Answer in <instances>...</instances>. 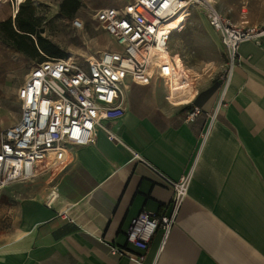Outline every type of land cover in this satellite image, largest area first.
I'll return each instance as SVG.
<instances>
[{
    "label": "crops",
    "instance_id": "obj_1",
    "mask_svg": "<svg viewBox=\"0 0 264 264\" xmlns=\"http://www.w3.org/2000/svg\"><path fill=\"white\" fill-rule=\"evenodd\" d=\"M15 1L0 0V20L15 15ZM243 1L229 0V13L215 5L236 23L261 24L264 1L253 21L243 18ZM239 53L228 81L221 63L214 85L197 78L183 99L185 90L172 87L170 101L156 78L132 83L125 113L106 122L117 139L98 128L95 142L70 146L65 163L41 164L36 176L0 188V264H264V36L242 42ZM19 54L0 38V141L21 114L24 82L7 80ZM177 105L202 112L189 121ZM183 175L189 187L175 222L167 233L156 230L144 259L112 253V244L126 245L133 216L172 211L167 178ZM53 188L58 196L49 204Z\"/></svg>",
    "mask_w": 264,
    "mask_h": 264
},
{
    "label": "built area",
    "instance_id": "obj_2",
    "mask_svg": "<svg viewBox=\"0 0 264 264\" xmlns=\"http://www.w3.org/2000/svg\"><path fill=\"white\" fill-rule=\"evenodd\" d=\"M191 6L205 13L220 36L227 64L223 80L228 81L241 61L240 44L264 36V22L236 23L211 0H124L99 8L93 16L96 28L112 37L118 48L104 49L84 62L71 56L47 57L32 65L18 89L20 118L1 136L0 188L36 176L41 164L52 168L65 163L70 146L95 142L98 128L106 130L110 139H117L106 122L125 113V92L132 83L149 84L156 78L168 88L169 100L178 83L196 86L195 76L178 63L170 49L174 32L182 29L185 21L176 28L173 23ZM69 19L74 27L84 28L81 18L71 15ZM185 112L186 119L193 121L202 109L191 106ZM135 157H140L139 153ZM167 182L173 190L172 211L143 210L133 216L125 232L126 245L112 244V253H127L141 262L156 230H170L187 195L189 175L167 178ZM57 196L53 188L48 203Z\"/></svg>",
    "mask_w": 264,
    "mask_h": 264
},
{
    "label": "rangeland",
    "instance_id": "obj_3",
    "mask_svg": "<svg viewBox=\"0 0 264 264\" xmlns=\"http://www.w3.org/2000/svg\"><path fill=\"white\" fill-rule=\"evenodd\" d=\"M33 1L36 6L35 16L39 24L38 28L42 36L59 46V48L65 52L63 57L71 56L78 62H84L89 56H98L104 49L118 48L112 37L107 35L103 30L96 28V22L93 16L96 10L105 7V3L112 2L111 5H116L122 3L124 0H80L81 4L72 16L81 18L84 22V28H76L72 25L69 19L71 15L61 11L60 5L62 0ZM228 1L229 0H225L224 7H222L213 0V2L226 13H229L226 7ZM263 1L264 0L243 1L242 5H246L243 11V16L245 17L243 18H247L250 21L256 18L261 19ZM21 2L15 1V14ZM188 11L182 12L181 17L173 23V26L176 28L178 24L186 20L184 22V28L180 32L174 33L170 40L171 52L180 54V56L177 55L176 58L178 63L184 68L187 66L195 71L201 72L202 76L194 72L191 73L196 79L201 78L199 79V84L208 85L213 83L214 85L219 78L220 73L218 70L221 63L224 65L222 72L220 71L221 75L226 73L227 64L222 48L211 31L205 13L194 6L189 7ZM12 19H15V15L12 16ZM263 22L264 18H262L261 23ZM41 52L44 51H40V55L36 57L28 56L23 53L19 54V59L15 64L16 72L13 77L7 80H12L15 86L22 84L32 65L37 62L41 56H49L45 52L44 54ZM194 87L195 85L193 84L185 86L183 89L185 91L182 92L180 98H186L191 94V90H193ZM176 107L180 114L185 110L184 105H177ZM16 219L17 210L15 208V222Z\"/></svg>",
    "mask_w": 264,
    "mask_h": 264
},
{
    "label": "trees",
    "instance_id": "obj_4",
    "mask_svg": "<svg viewBox=\"0 0 264 264\" xmlns=\"http://www.w3.org/2000/svg\"><path fill=\"white\" fill-rule=\"evenodd\" d=\"M80 4V0H62L61 11L72 15L77 11ZM35 11L36 6L33 0L22 1L14 20L12 17L0 20L1 40L28 56L36 57L40 55V51H44L49 55L41 56L38 61H42L47 57H63L65 52L55 43L42 36L38 28L39 24ZM44 52L41 53L44 54Z\"/></svg>",
    "mask_w": 264,
    "mask_h": 264
},
{
    "label": "bare ground",
    "instance_id": "obj_5",
    "mask_svg": "<svg viewBox=\"0 0 264 264\" xmlns=\"http://www.w3.org/2000/svg\"><path fill=\"white\" fill-rule=\"evenodd\" d=\"M22 0H18V2H21ZM212 1V0H211ZM185 11H188V10H185ZM184 12V11H183ZM189 12V11H188ZM183 23V22H182ZM181 24V23H180ZM180 24H178V26L180 25ZM177 27V26H176ZM173 88H175V90H176V92H181L184 88H185V85H183L182 83L180 84V83H178L177 85H176V87H173Z\"/></svg>",
    "mask_w": 264,
    "mask_h": 264
},
{
    "label": "water",
    "instance_id": "obj_6",
    "mask_svg": "<svg viewBox=\"0 0 264 264\" xmlns=\"http://www.w3.org/2000/svg\"><path fill=\"white\" fill-rule=\"evenodd\" d=\"M15 16H16V14H15Z\"/></svg>",
    "mask_w": 264,
    "mask_h": 264
}]
</instances>
